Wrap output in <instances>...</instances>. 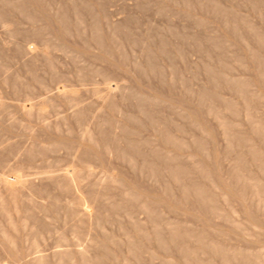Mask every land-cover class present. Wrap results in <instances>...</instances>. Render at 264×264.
<instances>
[{"label":"rangeland","instance_id":"obj_1","mask_svg":"<svg viewBox=\"0 0 264 264\" xmlns=\"http://www.w3.org/2000/svg\"><path fill=\"white\" fill-rule=\"evenodd\" d=\"M0 264H264V0H0Z\"/></svg>","mask_w":264,"mask_h":264},{"label":"bare ground","instance_id":"obj_2","mask_svg":"<svg viewBox=\"0 0 264 264\" xmlns=\"http://www.w3.org/2000/svg\"><path fill=\"white\" fill-rule=\"evenodd\" d=\"M23 2V1H22ZM31 4V3H30ZM20 6V5H19ZM19 8V7H18ZM17 9V8H16ZM34 11V10H33ZM65 15V14H64ZM66 16V15H65ZM67 17V16H66ZM33 18V17H32ZM62 19H64V18H62ZM70 21V20H69ZM66 23V22H65ZM68 25V24H67ZM260 38V37H259ZM260 39H262V38H260ZM148 63H150V62H148ZM152 65V64H151ZM261 73V72H260ZM166 134H168V133H166ZM170 135V134H169ZM167 136V135H166ZM168 137H166V139H167ZM165 139V140H166ZM170 141H172V140H170ZM176 161V160H175ZM158 162V161H157ZM174 163V162H173ZM152 164V163H151ZM154 164V163H153ZM168 168H169V166H168ZM172 172H173V170H172ZM187 173V172H186ZM178 174V173H177ZM175 175V174H174ZM177 176V175H176ZM178 180H179V178H178ZM194 185V184H193ZM194 186H196V185H194ZM188 188V187H187ZM194 187H192V189H193ZM197 189V188H196ZM195 188H194V190H196ZM189 190V189H188ZM192 191V190H191ZM198 191V190H197ZM196 192V191H195ZM184 193V192H183ZM199 193V192H198ZM197 193V194H198ZM202 197H203V195H202ZM201 197V198H202ZM205 198V197H204Z\"/></svg>","mask_w":264,"mask_h":264}]
</instances>
